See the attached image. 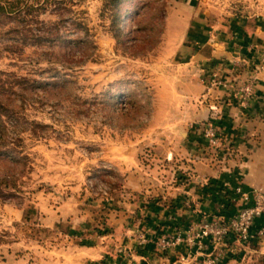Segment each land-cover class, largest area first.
I'll list each match as a JSON object with an SVG mask.
<instances>
[{
    "label": "rangeland",
    "instance_id": "1",
    "mask_svg": "<svg viewBox=\"0 0 264 264\" xmlns=\"http://www.w3.org/2000/svg\"><path fill=\"white\" fill-rule=\"evenodd\" d=\"M188 4L212 16L264 10V0H0V264H76L73 247L110 231L108 201L134 161L150 181L182 177L151 137L180 99L166 44L180 24L167 10ZM68 197L89 218L74 244L55 233Z\"/></svg>",
    "mask_w": 264,
    "mask_h": 264
},
{
    "label": "crops",
    "instance_id": "2",
    "mask_svg": "<svg viewBox=\"0 0 264 264\" xmlns=\"http://www.w3.org/2000/svg\"><path fill=\"white\" fill-rule=\"evenodd\" d=\"M209 12L192 4L174 13L167 10L168 22L172 17L180 24L176 36L166 41L173 51L180 99L173 119L164 122L167 129L151 138L159 155L179 167L182 177L164 182L153 176L150 181L139 162L130 163L122 189L108 201L110 231L101 237L91 234L89 244L73 247L76 264H173L188 246L180 241L159 248L161 235H183L202 218L228 219L253 201L255 189L264 191V10L222 16ZM213 72L221 83L210 89L219 106L212 117L201 95ZM210 116L220 135L216 149L207 147L199 127ZM60 205L54 214V223H60L55 233L67 235L74 244L72 233L87 226L89 218L74 198H64ZM263 223L264 214L257 215L250 231ZM220 248L203 237L185 264H199L218 250L213 264H259V259L264 264V235L240 242L230 232Z\"/></svg>",
    "mask_w": 264,
    "mask_h": 264
},
{
    "label": "built area",
    "instance_id": "3",
    "mask_svg": "<svg viewBox=\"0 0 264 264\" xmlns=\"http://www.w3.org/2000/svg\"><path fill=\"white\" fill-rule=\"evenodd\" d=\"M221 83L216 73H211V77L207 81L206 90L201 95L202 101H204L210 113L213 116L218 114V99L212 97L210 89ZM200 132L207 140V147L209 149H216L220 146V135L217 130V126L213 122L211 116L200 122ZM213 150H211V156L214 158ZM243 197L246 199L247 195L243 193ZM260 214H264V191L261 189H255L253 194V201L249 204L242 205L239 210L228 219H224L221 216H216L214 219H200L194 224L189 225L185 233L182 235L180 231H177L173 235H161L156 245L159 248H170L179 243L185 241L188 246V252L185 254H179L173 261V264H185L189 260V254L191 248L195 243L200 245V241L203 237H208L212 243L220 245L225 241L228 233L232 232L235 235V239L240 242H245L254 236L264 235V223L256 231H250V226L253 219ZM221 250V248L219 249ZM213 255H206V257L199 264H213L220 254V251Z\"/></svg>",
    "mask_w": 264,
    "mask_h": 264
}]
</instances>
